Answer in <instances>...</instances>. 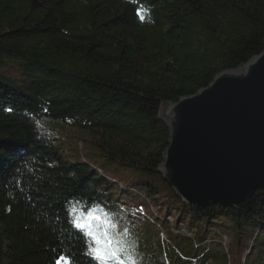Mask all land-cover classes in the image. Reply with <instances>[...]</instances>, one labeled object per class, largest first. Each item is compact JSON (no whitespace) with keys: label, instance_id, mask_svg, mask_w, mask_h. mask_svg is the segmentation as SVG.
Masks as SVG:
<instances>
[{"label":"trees","instance_id":"obj_1","mask_svg":"<svg viewBox=\"0 0 264 264\" xmlns=\"http://www.w3.org/2000/svg\"><path fill=\"white\" fill-rule=\"evenodd\" d=\"M262 51L264 0H0V264H101L73 209L114 216L137 190L163 214L158 230L173 217L196 232H170L169 257L149 249L144 264L204 263L213 244L229 258L212 230L242 250L238 238L252 239L240 263L264 264V189L233 207L191 206L157 172L169 140L160 106ZM42 118L86 132L82 143L133 175L130 191L119 174L64 154Z\"/></svg>","mask_w":264,"mask_h":264},{"label":"water","instance_id":"obj_2","mask_svg":"<svg viewBox=\"0 0 264 264\" xmlns=\"http://www.w3.org/2000/svg\"><path fill=\"white\" fill-rule=\"evenodd\" d=\"M159 117L169 140L157 172L182 201L233 207L264 189V51Z\"/></svg>","mask_w":264,"mask_h":264},{"label":"rangeland","instance_id":"obj_3","mask_svg":"<svg viewBox=\"0 0 264 264\" xmlns=\"http://www.w3.org/2000/svg\"><path fill=\"white\" fill-rule=\"evenodd\" d=\"M9 75L16 76L14 72L9 73ZM37 125L42 132H45L57 139V142L64 150V154L73 159H79L80 157L83 160L87 159V161L95 163L96 166L103 168L106 172L119 174L118 177H114L117 181L116 184L122 189H129L130 191V180L133 178V175L129 172L122 173L119 169H117V167L112 169L115 165L105 160L98 152H96L95 147L90 144H86L85 141L82 143V139L87 137L86 132L70 126L67 123L55 121L50 118L38 119ZM134 193L138 198L130 201L127 204L126 210L118 212L114 216L109 215L106 211L98 209L95 206L90 207L88 210L78 208L76 211H73L74 219L78 216H85L88 211H94L100 219L93 221L92 223L100 232L105 231V220H110L116 225L115 228H108L107 231L119 242L123 252L115 259H98L101 264H144V254H146V251H149V249L153 250L156 255H161L163 250V252L167 253V256L169 257L168 253L171 252V246L168 243V241L171 240L170 232H181L190 236H194L196 233L195 229L193 227H189L186 223L176 224L173 217H169V223L171 226L165 224L163 225V230H158V224H156L154 219L163 214L159 213V207L154 206L156 201H153L150 198L147 199L148 196L143 191L137 190ZM139 197L147 199V204H149L148 209L142 208V205H138L139 202L141 203ZM137 206H139V209H144L146 215L135 214L134 210H137ZM146 217H148L149 220ZM177 225L178 228L176 227ZM198 233H200V231ZM206 237L209 240L212 237L221 240L222 245H225L223 246V249L226 252L229 250V258L223 254L218 245L213 244L210 246L211 251L213 252L212 260H207L202 263L201 260L193 258L190 260L189 264H241L240 260L243 261L245 256L248 254L252 243V239L251 241H247L246 239L243 240L242 238H238L241 240L240 245L244 244L247 248L246 250H242L243 247H239V245L235 243V239L237 237L233 233H225L222 230H219L218 232L215 230L209 231ZM89 242L91 252L93 256L96 257L95 252L93 251L96 245L90 237ZM171 242L173 243L174 241L171 240ZM184 252L185 250L180 249V247L179 249L177 248V250L173 251V253L177 254L180 258H182L181 255H183ZM167 256V260L165 259L166 261H168ZM181 261L185 262V259L182 258Z\"/></svg>","mask_w":264,"mask_h":264},{"label":"snow or ice","instance_id":"obj_4","mask_svg":"<svg viewBox=\"0 0 264 264\" xmlns=\"http://www.w3.org/2000/svg\"><path fill=\"white\" fill-rule=\"evenodd\" d=\"M143 11L144 9L141 7L136 13L141 17V19H143ZM73 211H76V209H73ZM99 219L100 218L94 211H88L85 216H78L74 219L73 224L78 230L84 231L87 236L92 238L94 244L96 245L93 251L95 252L97 259H115L123 252V249L120 247L119 242L109 234L107 229L115 228L116 225L110 220H105V231L100 232L92 223L93 221H97ZM61 260H63V257ZM57 264H60V261H57Z\"/></svg>","mask_w":264,"mask_h":264}]
</instances>
